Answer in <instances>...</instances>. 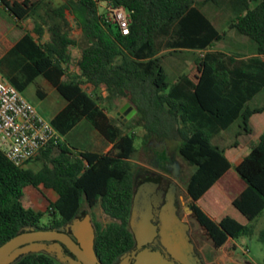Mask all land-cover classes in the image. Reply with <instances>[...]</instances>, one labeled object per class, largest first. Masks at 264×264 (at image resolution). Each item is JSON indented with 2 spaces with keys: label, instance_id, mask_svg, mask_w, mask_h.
<instances>
[{
  "label": "trees",
  "instance_id": "16d2710c",
  "mask_svg": "<svg viewBox=\"0 0 264 264\" xmlns=\"http://www.w3.org/2000/svg\"><path fill=\"white\" fill-rule=\"evenodd\" d=\"M210 1L67 0L56 12L61 21L52 27L51 41L42 42L30 32L16 44L6 38L0 41V69L9 67L6 79L25 92L44 75L69 101L52 119L64 139L42 149L36 157L43 160L40 169L28 166L32 160L18 166L0 150V246L27 227L54 228L77 217L83 208L98 205L114 219L107 227L99 223V255L114 261L134 245L129 225L139 135L125 131V120L112 117L102 100L111 107L130 102L137 109L133 119L144 129L146 142L157 138L179 143L180 154L194 167L186 183L192 217L215 247L232 251L241 237L256 233V221L264 215V132L236 166L246 187L233 205L246 221L229 214L217 220L202 201L233 168L228 149L215 138L239 120L249 124L264 110L251 106L264 91V0H225L238 11L231 28L256 44L252 56L215 48L228 31H221L205 11ZM105 2L125 5L132 12L130 34L124 35L108 19L107 9L101 12ZM1 3L19 21L36 16L48 5L47 0ZM66 9L83 28L80 39L71 36ZM72 45L82 48L75 71ZM185 50L201 52L188 73L170 82L165 59ZM86 86H105L106 94L97 96ZM39 93L44 97L42 90ZM83 120L112 144L110 151L80 149L69 140ZM32 185L54 189L59 197L46 211L27 206V188ZM259 239L264 242V228ZM16 264L59 263L39 252Z\"/></svg>",
  "mask_w": 264,
  "mask_h": 264
},
{
  "label": "rangeland",
  "instance_id": "374dc122",
  "mask_svg": "<svg viewBox=\"0 0 264 264\" xmlns=\"http://www.w3.org/2000/svg\"><path fill=\"white\" fill-rule=\"evenodd\" d=\"M106 5V2L102 4L101 12H106ZM204 9L221 31H228L226 39L218 42L216 47L226 51H245L239 44L242 43L243 40H245V42L247 40L248 42V37L243 36L236 29L231 28V24L237 18L238 11L225 0H212ZM199 55L200 52H180L168 55L165 59V65L167 71L170 72L169 81L173 82L175 79L174 72H171L172 70L170 71L171 67L175 69L184 68ZM77 62L76 59L72 67L74 71L77 70ZM86 88L89 92L97 96L106 94L105 87L95 89L94 87L86 86ZM48 91L50 92V90ZM58 94L60 93L51 92L49 97L42 98L38 96L37 86L35 84L25 93L26 97L34 102L49 120L52 119L55 111H57L56 108L58 104L54 103V98L57 97ZM102 101V104L108 108L109 114L112 117L117 118L121 116L125 120L123 124L125 131H136L139 135L136 142L138 150L133 159L138 165L137 169L152 166L156 167L155 162L158 164V161L159 166H163L166 171H173L174 167L176 173H183L184 179L181 180L183 193L186 194L187 199L191 200L187 192L186 183L189 176L194 171V167L185 161L180 154L178 148L179 143L177 141H167L157 138L146 142L144 140V129L138 127L136 121L133 119L136 117L137 113L129 117L128 114L122 111L126 101L123 100L118 105L112 107L107 101ZM251 106L253 108H264V91L256 96L251 102ZM263 124L264 110L255 114L254 119L249 124L244 120H239L229 130L222 132L215 138L217 143L228 149L229 156L233 162V168L219 181L217 186L210 190L202 201L203 206L217 220L229 214L242 221H246L245 217L233 205L234 198L240 195L246 185V182L237 172L236 166L251 152L255 143L258 142L260 128ZM68 138L80 149L84 148L108 152L112 148V144H110L102 134L92 128L86 120H83L78 125L77 129L69 134ZM158 154L159 156H157ZM165 161L167 164H165ZM42 165L43 160L38 158L33 159L28 164V166L35 169H40ZM54 198L55 191L53 189L32 185L27 188L26 205L32 206L37 210L46 211ZM93 211L97 218L104 224H109L114 220L103 210L101 205L96 206ZM191 221H193L192 231L194 237L208 262H212L213 264H264V242L259 239V233L264 228V215L256 221V233L253 236L241 237L238 240L237 248L232 251H229L225 247H215L213 241L203 234L198 222L192 219ZM57 262L59 263L58 260Z\"/></svg>",
  "mask_w": 264,
  "mask_h": 264
},
{
  "label": "water",
  "instance_id": "95a60500",
  "mask_svg": "<svg viewBox=\"0 0 264 264\" xmlns=\"http://www.w3.org/2000/svg\"><path fill=\"white\" fill-rule=\"evenodd\" d=\"M122 111L132 117L137 113V109L130 103H126ZM144 189V188H143ZM141 190L134 197V213L131 219L132 227L136 233L140 245L146 244L154 239L158 234L157 226L152 221L150 213V200L146 191ZM148 205V206H147ZM161 242L166 245L170 254L164 255L160 250L152 251L147 248L138 256L135 264H202V259L196 251L188 231L190 224L184 221L178 213L177 197L172 195L165 206L161 217ZM77 235L83 243L84 251H81L79 244L73 238L57 229H45L36 227H27L26 231L11 238L0 246V264H16L24 256L57 250L63 254V246L60 243L49 246L48 241L61 240L67 243L76 251L82 261L86 264H97L98 256L95 250V235L91 226L77 227ZM174 257L175 259H172ZM71 264H83L81 261L70 259Z\"/></svg>",
  "mask_w": 264,
  "mask_h": 264
},
{
  "label": "flooded vegetation",
  "instance_id": "af4514ba",
  "mask_svg": "<svg viewBox=\"0 0 264 264\" xmlns=\"http://www.w3.org/2000/svg\"><path fill=\"white\" fill-rule=\"evenodd\" d=\"M160 154V153H159ZM159 154L157 156H159ZM156 156V157H157ZM156 159V158H155ZM156 167H143L138 168L136 170L135 176V196L139 193L143 188L146 191L149 200H150V213L152 215L151 221L152 223L157 226L158 234L154 237V239L146 244L140 245L139 240L137 239L136 233L132 227L131 219L134 213V202L133 208L130 216V228L134 234L135 243L134 245L127 249L121 256H119L116 260L110 261L108 259H104L102 256L99 255L97 248H96V241L99 233V223H102L97 216L95 215L93 209L90 207H85L79 213L77 217L72 219L67 223H63L54 227V228H45V229H57L59 231L65 232L69 234L73 240L79 244L81 251H84L83 243L80 241V238L77 235V227L81 224L84 227L91 226L94 230L95 235V250L97 252L98 261L97 264H135L137 261V256L145 249L149 248L152 251L160 250L164 255L168 256L170 252L165 244H163L160 240L161 235V217L165 206L168 204V201L172 195L177 197L178 202V213L180 217L184 220L189 222L190 229L188 231L189 235L193 243L195 244V249L199 256L202 259V264H213L212 262H208L204 253L200 250L198 243L194 237L192 228H193V217L192 214L194 212L193 202L192 200L187 199L185 193H183V188L181 185V180L184 179L183 173L179 174L175 172L173 167V171H166L163 166H159L155 162ZM165 164L167 162L165 161ZM173 165V164H172ZM172 167V166H171ZM188 192V191H187ZM189 194V193H188ZM134 196V197H135ZM148 206V205H147ZM104 227H107L108 224H104ZM60 243L63 246V254L57 250L50 251L54 257L59 261L60 264H71V258L77 261H81L83 264H86L84 261L81 260L80 255L74 251L67 243L61 242V240H51L48 241V245L52 246L56 243ZM51 255V254H50ZM175 259L174 257H171ZM179 264H184L180 263Z\"/></svg>",
  "mask_w": 264,
  "mask_h": 264
},
{
  "label": "built area",
  "instance_id": "2783aa9c",
  "mask_svg": "<svg viewBox=\"0 0 264 264\" xmlns=\"http://www.w3.org/2000/svg\"><path fill=\"white\" fill-rule=\"evenodd\" d=\"M1 2V0H0ZM107 17L124 35L131 33L132 12L125 5H106ZM63 134L11 81L0 77V150L18 166L27 165Z\"/></svg>",
  "mask_w": 264,
  "mask_h": 264
},
{
  "label": "crops",
  "instance_id": "0c3cea01",
  "mask_svg": "<svg viewBox=\"0 0 264 264\" xmlns=\"http://www.w3.org/2000/svg\"><path fill=\"white\" fill-rule=\"evenodd\" d=\"M66 2H67V0H47V4H48L47 7L43 8L42 10H40V12L36 16H31V17H28L25 20H20V21L17 20L15 17H13L5 9L3 4L0 2V41L2 39L6 38V39L10 40L11 42H13L14 44H16L20 39H22L26 35L27 32H30L36 38H40L42 40V42L51 41L52 38H53V35H54L52 27L54 26V24L59 23L61 21V17L56 12L58 10H60V8L62 6H64ZM50 14H52L53 16L50 17ZM65 15H66L67 20L70 23L71 36L73 38L80 39L82 37V35H83V28L77 23L76 16L69 9H66ZM37 30L42 32V35L40 33H37ZM243 36H245V35H243ZM245 37H247V36H245ZM248 39H249L248 42H247V40H246V42H245V40H243V42L240 43L239 46L245 50V51H241V52H243L245 54H248V56H252V55L256 54V44H254V42H252L249 37H248ZM215 48L219 49L216 46H215ZM70 52H71V54L73 56V61L74 62H75L76 59L78 61L82 57V48H81L80 45H72L70 47ZM182 52H201V51L185 50V51H182ZM178 53H180V52H178ZM76 57H78V58H76ZM196 59L191 61V62H189L184 68H181V69H175V68L171 67L170 71L172 70L171 72H174V76H175L174 81H177L183 74L188 73L194 67V65L196 64ZM1 69H0V77L2 76V77L7 78L6 74H7V72H9V67H7V65H3ZM168 73L170 74V72H168ZM33 84H35L37 86V94H38V96H40L42 98L49 97L51 92L52 93H60L59 90L57 89V87L53 84V82H51V80H49L44 75H40L36 79V81L33 82L26 89V91ZM103 87H105V86H103ZM40 90H42V93H43L44 97L41 96V94L39 93ZM48 90H50V92ZM26 91L23 92V93L25 94ZM54 103L58 104V105H57V108H56L57 111H55L52 119L54 117H56L63 109H65L68 106L69 101L60 93V94L57 95V97L54 98ZM126 103H128V102L126 101ZM39 110H40V108H39ZM40 112L44 115V113L41 110H40ZM254 117H255V115L253 116L252 120L254 119ZM52 119H50V120H52ZM77 127L74 130H76ZM263 132H264V124L261 125V128H260L259 139H260V136H261V134ZM259 139H258V141H259ZM228 173H229V171L227 172V174ZM217 184L214 185L213 188L215 186H217ZM245 187H246V185H245ZM58 197H59V194L57 193V191H55L54 200H57ZM190 199L192 200L191 197H190ZM237 244H238V241H237Z\"/></svg>",
  "mask_w": 264,
  "mask_h": 264
}]
</instances>
